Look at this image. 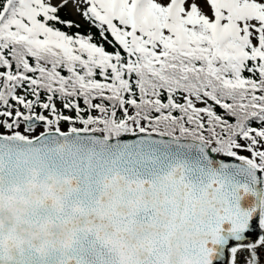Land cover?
I'll return each mask as SVG.
<instances>
[{"label":"snow or ice","instance_id":"snow-or-ice-1","mask_svg":"<svg viewBox=\"0 0 264 264\" xmlns=\"http://www.w3.org/2000/svg\"><path fill=\"white\" fill-rule=\"evenodd\" d=\"M0 264H264V0H0Z\"/></svg>","mask_w":264,"mask_h":264},{"label":"trees","instance_id":"trees-1","mask_svg":"<svg viewBox=\"0 0 264 264\" xmlns=\"http://www.w3.org/2000/svg\"><path fill=\"white\" fill-rule=\"evenodd\" d=\"M62 14H64V13H62Z\"/></svg>","mask_w":264,"mask_h":264}]
</instances>
